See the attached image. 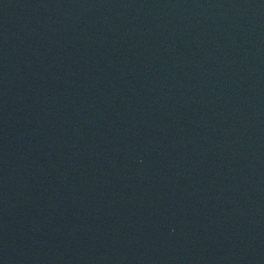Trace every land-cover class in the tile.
<instances>
[{"label":"water","instance_id":"water-1","mask_svg":"<svg viewBox=\"0 0 264 264\" xmlns=\"http://www.w3.org/2000/svg\"><path fill=\"white\" fill-rule=\"evenodd\" d=\"M0 264H264V0H0Z\"/></svg>","mask_w":264,"mask_h":264}]
</instances>
